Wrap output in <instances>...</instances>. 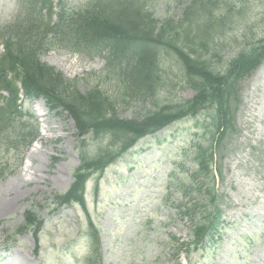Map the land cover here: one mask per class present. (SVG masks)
<instances>
[{"label": "rangeland", "instance_id": "374dc122", "mask_svg": "<svg viewBox=\"0 0 264 264\" xmlns=\"http://www.w3.org/2000/svg\"><path fill=\"white\" fill-rule=\"evenodd\" d=\"M67 1L71 7L81 8L89 0ZM194 1L156 0L154 19L180 22ZM219 3V14L233 6L235 21H240L238 29L221 41L223 48L217 55L226 63L235 57L239 46L247 47L264 37V0ZM18 14L17 0H0V29ZM41 61L82 94L99 87L110 95L118 86L105 78L102 58L55 49L41 56ZM222 66L219 68L225 69ZM167 67L171 77L168 89L159 95L160 104L192 100L195 91L181 82L179 67L174 63ZM236 92L231 105L233 129L217 148L214 163L223 238L218 247L194 252L188 260L181 255V264H264V61L251 77L237 84ZM23 104V121L35 129L37 138L25 152L21 167L15 148L25 141L0 152V168L6 165L10 173L0 180V264H83L89 249L80 233L87 227L85 214L79 208L56 211L49 202L52 195L68 190L80 165L75 124L60 109L50 111L43 101L26 100ZM151 108L149 101L131 102L119 106L117 116L142 120ZM199 119L179 122L141 140L116 166L106 170L97 194L93 181L88 183L87 207L100 232L93 264L175 263V252L166 247L167 241L171 234L189 240L188 231L195 221L192 212L188 220L178 216L179 207H193L204 196L201 187L186 185L183 194L175 191L181 177L193 172L191 157L197 144L211 141L206 119ZM91 137L87 147L92 155L101 143ZM175 166L178 174L171 179ZM34 206L44 221L39 249L28 233L15 241L7 239L23 222L24 212Z\"/></svg>", "mask_w": 264, "mask_h": 264}, {"label": "trees", "instance_id": "16d2710c", "mask_svg": "<svg viewBox=\"0 0 264 264\" xmlns=\"http://www.w3.org/2000/svg\"><path fill=\"white\" fill-rule=\"evenodd\" d=\"M25 1L19 0L20 5ZM27 1L29 8L3 34L6 50L0 57V152L25 141L15 148L21 156L36 137L23 122L17 82L26 97L43 98L51 110L62 108L75 121L79 134L101 143L91 155L88 140L80 141L77 151L81 165L69 191L54 197L56 207L72 202L85 207L84 187L93 172L102 173L139 140L186 118L210 112L216 134L222 129L218 137L221 143L227 129L233 127L231 105L237 84L249 78L264 60L262 37L247 47L239 46L235 57L221 63L223 59L217 55L223 48L221 41L238 29L240 21H235L233 6L219 14L220 0H195L180 22L167 19L161 23L153 15L156 0H89L80 9L68 7L61 0L53 24L43 19L42 8L38 9V5L47 4L46 0ZM53 49L91 59L102 57L105 78L118 84L116 91L109 95L98 87L85 94L78 92L61 73L40 61L41 55ZM173 63L179 67L181 82L194 90L195 96L190 101L161 105L159 95L168 89L171 77L167 65ZM150 99L152 108L145 111L142 120L118 118L119 106ZM197 159L201 170L192 177L211 179V155L198 153ZM5 166L0 168V180L10 175ZM214 203L215 196L206 217L219 220L220 211L211 207ZM42 226L29 210L19 233L32 229L38 241ZM90 230L95 232L92 224ZM206 232V226L194 231L195 245ZM97 241L96 234L89 238L93 256Z\"/></svg>", "mask_w": 264, "mask_h": 264}]
</instances>
